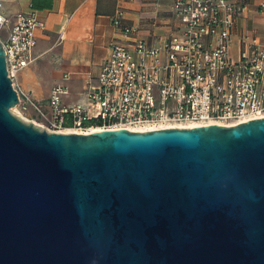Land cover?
Wrapping results in <instances>:
<instances>
[{
	"label": "water",
	"instance_id": "obj_1",
	"mask_svg": "<svg viewBox=\"0 0 264 264\" xmlns=\"http://www.w3.org/2000/svg\"><path fill=\"white\" fill-rule=\"evenodd\" d=\"M0 40V264H264V119L50 133Z\"/></svg>",
	"mask_w": 264,
	"mask_h": 264
},
{
	"label": "built area",
	"instance_id": "obj_2",
	"mask_svg": "<svg viewBox=\"0 0 264 264\" xmlns=\"http://www.w3.org/2000/svg\"><path fill=\"white\" fill-rule=\"evenodd\" d=\"M171 1L179 26L162 45L115 41L98 84L87 91L86 103L67 105L69 91L57 85L45 105L24 92L16 78L33 63L37 32L45 30L46 23L36 11L10 21L0 0V40L9 78L20 97L15 110H33L36 118L28 122L56 134L235 127L264 119V42L243 37L238 57L233 54L232 38L246 0ZM113 20L125 37L134 35L123 13Z\"/></svg>",
	"mask_w": 264,
	"mask_h": 264
},
{
	"label": "crops",
	"instance_id": "obj_3",
	"mask_svg": "<svg viewBox=\"0 0 264 264\" xmlns=\"http://www.w3.org/2000/svg\"><path fill=\"white\" fill-rule=\"evenodd\" d=\"M4 0L10 21L20 13L36 11L46 29L37 32L38 46L34 61L16 81L20 88L37 102L47 105L57 85L69 91L67 105L86 103L87 91L98 84L104 62L111 56L115 41L130 43L145 40L151 46L162 45L179 26L171 0ZM264 0H246L243 14L237 21L232 42L241 49L243 37L264 42ZM47 3V4H45ZM123 13L126 26L135 29L125 37L114 25L117 13ZM10 27L3 32L7 38ZM29 118L36 114L29 109Z\"/></svg>",
	"mask_w": 264,
	"mask_h": 264
},
{
	"label": "rangeland",
	"instance_id": "obj_4",
	"mask_svg": "<svg viewBox=\"0 0 264 264\" xmlns=\"http://www.w3.org/2000/svg\"><path fill=\"white\" fill-rule=\"evenodd\" d=\"M238 46H236V45H234L233 44V54H234V57L235 58H237L238 57ZM15 109V108H14ZM13 109V111H14V113L17 115V116H19L20 118H23V121H25L26 123H28V121H29V115L30 114H28V113H26V114H23L21 111H19V110H14Z\"/></svg>",
	"mask_w": 264,
	"mask_h": 264
},
{
	"label": "trees",
	"instance_id": "obj_5",
	"mask_svg": "<svg viewBox=\"0 0 264 264\" xmlns=\"http://www.w3.org/2000/svg\"><path fill=\"white\" fill-rule=\"evenodd\" d=\"M45 2H49L48 5L52 7L53 0H48ZM45 4H47V3H45ZM32 7H34L35 9L40 8V6H39V4H37L36 0L34 1V4L32 5Z\"/></svg>",
	"mask_w": 264,
	"mask_h": 264
},
{
	"label": "bare ground",
	"instance_id": "obj_6",
	"mask_svg": "<svg viewBox=\"0 0 264 264\" xmlns=\"http://www.w3.org/2000/svg\"><path fill=\"white\" fill-rule=\"evenodd\" d=\"M15 110V109H14ZM96 131H100V130H98V129H95L93 132H96Z\"/></svg>",
	"mask_w": 264,
	"mask_h": 264
}]
</instances>
